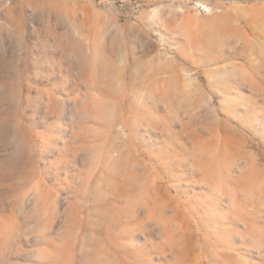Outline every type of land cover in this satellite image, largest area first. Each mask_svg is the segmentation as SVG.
Segmentation results:
<instances>
[{
    "label": "rangeland",
    "instance_id": "rangeland-1",
    "mask_svg": "<svg viewBox=\"0 0 264 264\" xmlns=\"http://www.w3.org/2000/svg\"><path fill=\"white\" fill-rule=\"evenodd\" d=\"M0 264H264V0H0Z\"/></svg>",
    "mask_w": 264,
    "mask_h": 264
}]
</instances>
